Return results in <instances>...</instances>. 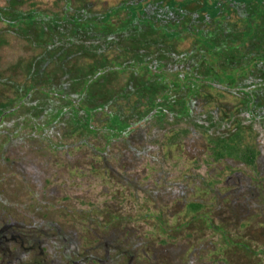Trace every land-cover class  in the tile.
I'll use <instances>...</instances> for the list:
<instances>
[{
	"label": "flooded vegetation",
	"instance_id": "flooded-vegetation-1",
	"mask_svg": "<svg viewBox=\"0 0 264 264\" xmlns=\"http://www.w3.org/2000/svg\"><path fill=\"white\" fill-rule=\"evenodd\" d=\"M196 1L198 0H168L164 7L159 6L157 11L146 10L149 3L144 0H138L128 7L120 3L118 10L125 12L126 18L119 20L118 23L113 21V18L117 17L114 9L111 10L116 12L115 15L108 21L111 10L102 17H93L85 13L78 15L69 8L63 11L54 9L52 14L31 8L5 17L6 13L0 6V22L7 26V32L12 30L10 33L25 37L29 36L30 29L35 27L40 30L39 38L43 42L36 44L37 48L42 49L43 56L37 57L34 62L35 65L39 62L42 69L29 70L22 82H12L15 95L8 103L0 104V145L4 140L11 145L15 136L17 139L20 138L21 135L8 133V129L4 130L5 127L11 128L15 125L6 123L4 118L22 106H27L25 100L32 92L59 93L63 88L68 91L71 87L68 85L71 83L69 81L58 86V89L54 88V78L43 73L46 66L54 63L57 68H62L64 63L61 64L60 59L67 64L71 58L78 57L79 68L72 72L71 77L85 73L87 67L94 64L97 65L96 77H103L100 83L105 84L99 85L98 82H94L95 85L91 87L94 93H99L101 88H105L107 93L121 94L129 107L136 104L141 111H144L145 105L153 104L154 107L140 124L134 125L136 128L143 126L137 141L138 139L144 143L154 141L157 131H160L156 129L161 124L175 125L179 120L190 122L192 135L199 137L200 133L195 128L197 124L204 130L203 135L213 141L214 154L218 159L227 162L232 158L241 160L238 166H225L226 171L229 169L231 174L242 177L236 185H227L228 189L225 194H221V198L231 200L233 205H236L235 200L248 203L254 197L261 196L264 193V172L260 170L264 162L260 157H263L264 150L259 148L262 140L259 137L264 136V0H199L201 1L199 6L189 9ZM137 6L139 11L131 14L130 10ZM131 17L136 20L135 25L127 23ZM159 21H163V24H158ZM165 30L166 33L172 32V37L162 34L161 31ZM188 39L191 40L193 49L178 52L173 42L176 41L179 46L181 42V45L186 44ZM211 47H213L211 53L215 56L219 54L218 61L215 62L216 68L210 66L207 61ZM217 51L218 53H215ZM115 52L120 53L119 56L124 60L127 59L128 64L116 63L106 55ZM45 56H49L47 63L42 60ZM116 71L117 75L127 74L125 85L116 86L115 81L110 82L111 77L115 80ZM197 84L200 85L198 88ZM207 84L212 85V91H206ZM77 88L80 90V87ZM115 88L118 91L114 92ZM17 93L20 95L16 96ZM23 93H26V96L21 98ZM127 94L129 98L126 99ZM215 97L221 98L220 107L215 105L205 111L206 107L216 104ZM48 101L43 99L41 105ZM51 103L48 102L44 108L38 101L30 106L31 111L35 110V105L38 109H45L42 111L44 123H37L38 119L31 118L30 115L27 118L30 123L28 125L34 130L31 136L38 138L39 135L35 131L44 128L42 139L49 146L51 137L49 133L58 124L67 126L72 121L77 130L81 129L79 121L70 120L71 117L69 118L67 113L52 121L49 114ZM180 103L189 107L186 113L168 112L171 105L174 106V110L182 109ZM194 103L198 106H192ZM4 106H7L6 110L2 111ZM196 115L202 117L198 118ZM92 125L94 133L86 130L88 134L83 141L89 142L95 138L93 139L95 143L92 144L95 156L102 158L108 171L119 173L107 163V153L98 147L99 142H102L109 150L121 139L106 131L104 123L100 130L94 127L93 123ZM153 125L156 131L153 130L151 138L148 139L147 132L153 129ZM261 132L263 133L260 134ZM131 136L129 134L125 140L129 151H132V142H135ZM100 137L106 138L99 140ZM192 137L191 150L195 143ZM148 146L150 145H143V153H146L148 148L154 149ZM202 148L203 146H200L199 150L203 152ZM193 179L194 177H191V181ZM229 179L230 176H227L225 182ZM158 184H162L161 181L156 182V185ZM162 186L166 193L171 190V186L182 190L179 193L184 197L182 206L188 211L191 220L204 211L205 215H201L202 220L207 224L212 222L211 212L206 209L209 203L199 198L190 199L195 194L196 187ZM204 187L209 192L219 195V191H214L213 186ZM176 194L177 191L173 192L169 198ZM95 213L93 220L89 219V216H84L90 229L87 235L75 233L69 237L57 229L54 232H47L43 238L21 227L15 219L0 216V264H145L140 262L141 259L136 252L148 246H131L130 234L127 235V239L124 237L121 239L118 233V227L127 233L132 230L128 225L131 222L129 215L127 217L109 212ZM163 221L161 219V224ZM220 232L223 233L226 243L233 246L234 242L229 241V236L224 230L220 229ZM142 254L146 264H152L153 261H147V252Z\"/></svg>",
	"mask_w": 264,
	"mask_h": 264
},
{
	"label": "rangeland",
	"instance_id": "rangeland-1",
	"mask_svg": "<svg viewBox=\"0 0 264 264\" xmlns=\"http://www.w3.org/2000/svg\"><path fill=\"white\" fill-rule=\"evenodd\" d=\"M137 1L0 0V6L6 13L5 17H11L15 13L31 8H36L37 11L44 10L49 14H52L54 9L63 11L69 8L78 15L85 13L93 17H102L106 12L114 9L117 17L113 18L116 12L111 10L108 21L113 18V21L118 23L119 20L126 18V13L118 10V5L124 3L128 7ZM144 1L149 3L146 10L157 11L159 6L164 7L168 0ZM200 2L198 0L192 3L189 9L199 6ZM138 7L131 9V14L136 12ZM127 23L135 25L136 20L131 17ZM157 23L163 24V21ZM172 28L177 27L172 26ZM6 29L7 26L0 22V35H3L0 36V104L3 105L15 95L11 83L22 82L29 70L42 69L38 61L36 65L34 62L37 57L43 56L42 49L36 47L41 41L38 28L30 29L31 34L25 37L16 36L10 33L12 30L7 32ZM161 32L172 37L170 31V33H166V30ZM173 43L178 52H188L193 49L190 39L186 44L179 43V46L176 41ZM212 49L213 47L208 52L207 60L210 66L218 61L219 55L215 56L211 53ZM119 54L115 52L106 55L116 63L128 64L127 59L124 60ZM48 59L49 56L42 58L46 63ZM71 59L67 64L60 59V63H64L62 68H57L52 63L46 66L45 71L43 70L45 76L54 78V88L58 89V86L71 82L72 74L79 68L77 66L79 58ZM109 80L115 81L116 86L125 85L127 74L116 75L115 80L112 77ZM199 86L197 84L196 88ZM205 89L213 90L212 85L209 84L205 85ZM116 91L118 89L115 88L114 92ZM25 96L26 93H23L21 98ZM38 97L40 93L32 92L25 100L27 106H22L4 118L6 123L15 124L11 128L5 127L4 130L8 129V133L21 136L19 139L15 136L11 145L7 144L6 140L0 145V216L15 219L21 227L43 238L47 232H54L57 229L62 230L69 237L75 233L87 235L90 229L84 216H89V219L93 220L95 211L115 213L119 216L129 215L131 222L128 225L132 230L127 233L123 228L118 227V233L121 239L123 237L127 239V235L130 234L131 246H148L136 252L142 263L146 264L142 252H147V261H153L152 264H264V193L248 203L235 200L236 205H233L231 200L221 198V194H225L228 189L227 185H236L242 177L231 174L229 169L226 171L225 166H238L241 160L232 158L227 162L218 159L214 154L213 141L203 135L204 130L197 124L195 128L200 133L199 137L192 135L190 122L179 120L175 125L161 124L156 129L160 131H157L154 141L144 143L143 140L138 139L132 142V151L125 147V142L112 145L109 150L104 146L105 144L99 142L98 149L107 153V163L119 172L112 173L108 171L102 158L95 156L92 150L95 138L84 142L83 139L88 132L84 129L77 130L72 121L67 126L58 124L51 129L50 146L42 139L44 128L35 131L39 135L38 138L31 136L34 130L28 125L29 115L38 119L37 123H44L43 109L32 111L30 109V106L37 102ZM214 99L216 104L206 107L205 111L215 105L220 107L221 98ZM53 100L57 99L53 98L48 102ZM47 103L41 106L44 108ZM192 106L196 107L198 104L194 103ZM111 109L115 108L111 107ZM196 117L200 118L202 115ZM95 123V127L100 130L101 126H97L99 122ZM153 130H155L154 125L153 129L147 132L148 139L151 138ZM191 137L195 139L192 150ZM105 138L100 137L99 140ZM259 138L262 139L259 148L264 150V136ZM144 144L154 149L148 148L146 153H143ZM200 146H203V152L199 150ZM260 158L264 161V151L263 157ZM260 170L264 172V162ZM227 176H230V179L225 182ZM191 177H194L192 181ZM158 181L162 184L156 185ZM203 184L213 186L214 191H219V195L206 190ZM162 185L196 187L195 194L190 199L199 198L209 203L206 209L211 212L212 222L207 224L202 220L201 215H205L204 211L191 220L188 211L182 206L184 197L179 194L182 190L171 186V190L166 193ZM176 191L178 194L169 198ZM161 219L164 220L162 224ZM220 229L229 236V241L234 242L233 246L231 243H226ZM153 256L155 261L152 260Z\"/></svg>",
	"mask_w": 264,
	"mask_h": 264
},
{
	"label": "trees",
	"instance_id": "trees-1",
	"mask_svg": "<svg viewBox=\"0 0 264 264\" xmlns=\"http://www.w3.org/2000/svg\"><path fill=\"white\" fill-rule=\"evenodd\" d=\"M213 66L216 68V64H214ZM96 67V64L90 65L89 67H87V71L85 73L76 77H72L71 83H68V85H71V87L68 88V91H66L62 87L63 89L59 91V93H41L40 97H38L37 99L38 104L41 105L43 99L47 101L53 98L57 99L51 101L52 107L49 111V114L51 115L52 121L59 119V117L64 116L67 113L69 115V118L71 117L70 120L72 119L79 121L80 128L87 130L90 133H92L94 130L92 123L95 127V122H99L97 126H102V124L104 123V128L106 131H108L110 134L115 135V137H117L118 139L122 140H120V142L118 143L124 144L129 134L130 136L134 135L131 136L133 141H137V135L141 132L143 126H141L140 128H136L134 125L140 124V122L146 117V114L151 111V108L154 107L153 104L145 105L143 107L144 111H141L140 107H137L136 104L132 107H129L128 103H123V99L125 97L122 98L121 94L118 95L115 93H107L104 91L105 88H101V91L99 93H94L93 91H91V87L95 85L94 82H98L99 85L105 84L100 83V80L103 79V77H96ZM117 73L118 71H116V75ZM104 79H106V77H104ZM151 85L154 86L155 84ZM77 87H80V90H78L79 88ZM18 95L20 94L17 93L16 96ZM127 98H129L128 94L126 95V99ZM55 101L60 103H53ZM180 104L183 110H174V106L172 107L171 105V108H169L168 112H170V114L186 113L187 110H189V107L183 106L182 103ZM6 107L4 106L2 108V111H5ZM111 107H114L115 109L112 110ZM34 109H38V107H36L35 105ZM7 110H9V108ZM79 118H81V120H79ZM125 147L127 148L126 145Z\"/></svg>",
	"mask_w": 264,
	"mask_h": 264
}]
</instances>
